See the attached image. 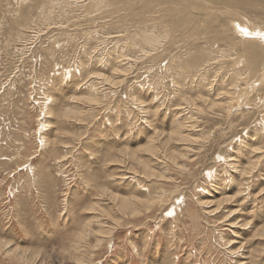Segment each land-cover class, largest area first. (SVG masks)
<instances>
[{
	"label": "rangeland",
	"instance_id": "rangeland-1",
	"mask_svg": "<svg viewBox=\"0 0 264 264\" xmlns=\"http://www.w3.org/2000/svg\"><path fill=\"white\" fill-rule=\"evenodd\" d=\"M54 1L0 0V264H264V65L227 12L260 3L166 36L175 0Z\"/></svg>",
	"mask_w": 264,
	"mask_h": 264
},
{
	"label": "bare ground",
	"instance_id": "bare-ground-1",
	"mask_svg": "<svg viewBox=\"0 0 264 264\" xmlns=\"http://www.w3.org/2000/svg\"><path fill=\"white\" fill-rule=\"evenodd\" d=\"M170 1H174V0H170ZM176 1V2H175ZM174 2L176 3V5L177 6H179L178 8H174L175 10H176V13L178 14V15H180L181 16V14H182V16H183V19H181V17H180V20H178V21H176V22H174L171 26H169L170 28H167V35L166 36H168V33L169 32H173V29H175V30H177L176 28L180 25V24H184V23H189V21H191L192 20V18H189V19H187V14L189 15V16H191V14H192V12H194L193 10H191V12L189 11V13H186V14H184L183 15V12L185 13V12H187L186 10H183L182 8H181V5H184V3L186 4V5H189V4H191V3H193V0H175ZM252 1H256V2H258V3H260V6H262V9H264V0H252ZM251 0H208V2L210 3V4H212V6H222L223 8H226V9H228V8H239V7H242L243 9H247V10H249V11H251V9H252V2ZM54 2H56V3H58L57 2V0H55ZM197 2V1H196ZM195 2V3H196ZM200 2H203V1H200ZM55 3V4H56ZM59 3H60V1H59ZM58 3V4H59ZM173 3V2H172ZM187 3H189V4H187ZM50 4L52 5V4H54V3H52V2H50ZM54 4V5H55ZM92 4V3H91ZM107 4H111V5H113V4H115L116 5V3L115 2H113V3H110V0H94V5L95 6H92V7H95L96 8V6L98 7V6H100V7H103V6H105V5H107ZM122 4H123V2H122ZM127 4V3H126ZM206 3H204V5H205ZM202 5H203V3H202ZM209 6V5H208ZM50 7V6H49ZM172 7V6H171ZM44 8V7H43ZM194 8V7H193ZM256 8V7H255ZM51 9V8H50ZM50 9H48V10H46V8H44V10H42L41 11V17L42 16H44L45 18H49V17H51V15H52V12H51V10ZM99 10V9H98ZM167 10H171V9H166V11ZM206 10V9H205ZM66 11V10H65ZM165 11V10H164ZM171 11H173V10H171ZM221 12V11H220ZM227 12H229V13H232L233 14V16H235V17H233V20H235V21H232V23L230 24V28L231 29H233L234 31H235V33L238 35V36H240L241 38H238V36H237V38L238 39H240V40H242V38L243 37H245L246 39V41L244 42V43H241V45L239 46V48L241 47L242 48V50H243V53L241 52V54L240 55H242V56H244V59H239L240 57H242V56H239L238 55V57L235 59V61H238V62H240L242 65H244L245 67H247L248 69H249V71H251L250 69H251V67L252 68H256L257 66L259 67V66H261V65H264V26L262 27V26H260V25H255L254 23H251L250 24V22H247L246 21V18H244V16H241V15H238L237 16V14L236 13H233V11H229V10H227ZM195 13V12H194ZM193 13V14H194ZM211 13V12H210ZM259 13V15H262V14H264V12L263 11H260V12H258ZM192 14V15H193ZM197 14V13H196ZM204 14V13H203ZM209 14V13H208ZM212 14H213V12H212ZM212 14H211V16H212ZM220 15V14H219ZM227 15V14H226ZM205 16H206V14H205ZM208 17V16H207ZM227 18V17H226ZM240 18H242V20L245 22V23H243V22H238L239 21V19ZM52 19V18H51ZM241 20V19H240ZM226 22H229V21H227L226 20ZM227 24V23H226ZM262 25H264V24H262ZM249 26V27H248ZM173 28V29H172ZM181 28V27H180ZM184 28V27H183ZM174 30V31H175ZM146 34H147V32L146 31H144ZM142 33V36H141V38H143L144 40H146L148 43L151 41V35H146L145 33ZM232 32V31H231ZM235 33H231V34H235ZM185 34H186V32H185ZM221 34V33H220ZM230 34V33H229ZM230 34V35H231ZM235 34V35H236ZM239 40V41H240ZM157 41V40H156ZM239 41H235V42H239ZM152 42H150V44H151ZM147 44V43H146ZM239 44V43H238ZM237 44L234 46V47H236L237 48ZM260 46V47H259ZM153 48V47H152ZM240 48V49H241ZM153 50V49H152ZM155 50V49H154ZM199 50V49H198ZM198 50H195L196 52L198 51ZM233 50V49H232ZM194 51V52H195ZM239 51V50H238ZM222 54H223V52H222ZM230 54H231V52H230ZM193 55V54H192ZM208 56V57H207ZM207 56H205V54H201V55H194V56H189L188 58H190L189 60H186L184 63H182V64H184V66L186 67V68H192L193 66L195 67V65H197L199 62H202V61H206V62H208V61H210L213 57H212V54H210V53H208V55ZM205 57H207V58H205ZM187 58V59H188ZM224 58V57H223ZM184 60V59H183ZM204 63V62H203ZM240 63H238L237 64V62H236V65H239ZM180 64V63H179ZM184 68V67H183ZM240 68V67H239ZM242 68V67H241ZM261 68V67H260ZM244 69V68H243ZM185 70V69H184ZM190 70V69H189ZM192 70V69H191ZM253 70H255V69H253ZM259 71V70H258ZM262 72V71H261ZM263 73V72H262ZM261 73V74H262ZM253 74V73H252ZM255 74V73H254ZM249 75H251V74H249ZM240 76V75H239ZM247 77H248V74H247ZM263 77V76H262ZM239 79V78H238ZM248 79V78H247ZM252 79V78H251ZM262 79V78H261ZM248 82V81H247ZM254 82V81H253ZM258 82V81H257ZM263 84V83H262ZM249 86V85H248ZM247 86V87H248ZM252 87V86H251ZM263 87V86H262ZM235 88V87H234ZM233 88V89H234ZM236 89V88H235ZM248 89V88H247ZM239 90V89H238ZM240 91V90H239ZM246 90H244V92H245ZM248 91V90H247ZM246 91V92H247ZM255 91V90H254ZM264 91V90H263ZM235 92H236V90H235ZM262 93V92H261ZM222 94V93H221ZM257 94H258V92H257ZM219 96V95H218ZM225 96V95H224ZM222 97V96H221ZM220 97V98H221ZM219 100H217V102H218ZM94 102H97V99L96 100H94ZM219 103H221V102H219ZM231 103V102H230ZM96 104V103H95ZM206 105V104H205ZM213 105V104H212ZM222 106V105H221ZM220 107V106H219ZM221 108V107H220ZM226 111V110H225ZM186 126V125H185ZM178 134V136H179V132L177 133ZM185 136V135H184ZM185 138V137H184ZM183 138V139H184ZM189 138V137H188ZM190 139V138H189ZM187 140V139H186ZM184 142H185V140H184ZM188 143V142H187ZM145 149L146 150H148L149 151V154H154L155 152H156V150H155V145H154V142L152 143H149L147 146H145ZM147 169V168H146ZM156 201L155 200H140V201H138V200H136V199H131V198H126V199H122L121 200V208H123V210L124 211H131L132 212V214L133 215H136V214H139L140 212H141V209H140V203H142L143 205H144V209H146V210H149L151 207H152V205L155 203ZM91 223H92V221H90V222H88L87 223V225L85 226L86 228H90V225H91ZM89 230H87V231H85V233H87ZM89 233H93L92 231H90ZM100 235H97L96 234V239H97V241L100 239L99 237H102L105 233H102V232H100L99 233ZM73 255H75V254H73ZM76 256V255H75Z\"/></svg>",
	"mask_w": 264,
	"mask_h": 264
}]
</instances>
